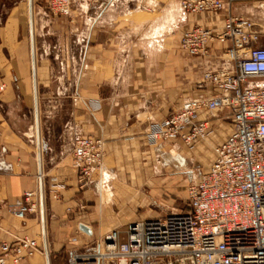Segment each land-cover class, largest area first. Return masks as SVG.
I'll return each instance as SVG.
<instances>
[{"label": "crops", "instance_id": "1", "mask_svg": "<svg viewBox=\"0 0 264 264\" xmlns=\"http://www.w3.org/2000/svg\"><path fill=\"white\" fill-rule=\"evenodd\" d=\"M47 2L33 0L42 180L50 264H66V252L113 231L97 230L145 186L158 197L176 195L159 193H175L184 174L189 187L206 169L203 145L153 142L151 132L184 102L213 94L211 87L198 88L205 72L233 65L216 44L206 57L181 48L185 31L196 24L220 29L225 12L189 14L181 0H73L71 17L64 18L51 14ZM230 11L264 28V0H235ZM31 88L29 0H0V244L39 242L34 255L9 264H47L40 201L39 211L24 219L11 212L24 204L26 192L39 194L40 188ZM200 117L212 122L216 138L230 134L229 110ZM81 136L103 138L106 146L105 170L95 171L84 190L73 164ZM159 206L171 210L165 215L186 212Z\"/></svg>", "mask_w": 264, "mask_h": 264}, {"label": "built area", "instance_id": "2", "mask_svg": "<svg viewBox=\"0 0 264 264\" xmlns=\"http://www.w3.org/2000/svg\"><path fill=\"white\" fill-rule=\"evenodd\" d=\"M234 2L181 0L189 14L225 12L220 29L196 24L185 31L182 50L206 57L216 44L233 67L205 72L198 88L211 87L213 94L184 102L151 132L153 142L175 140L187 148L216 141L208 167L188 187L189 210L133 221L124 235L113 230L73 252L71 264H264V28L233 15ZM72 6L73 0L47 2L51 14L64 18L71 17ZM222 109L232 118L230 134L220 140L200 113ZM105 150L103 138H77L73 164L81 190L90 186L95 171L105 170ZM38 211L37 192H26L24 204L11 210L20 219ZM38 250L36 239L2 243L0 264L20 262Z\"/></svg>", "mask_w": 264, "mask_h": 264}, {"label": "rangeland", "instance_id": "3", "mask_svg": "<svg viewBox=\"0 0 264 264\" xmlns=\"http://www.w3.org/2000/svg\"><path fill=\"white\" fill-rule=\"evenodd\" d=\"M147 16H154V15L149 14ZM29 29H30V24H29ZM34 38H35V35H34ZM43 91L44 90L41 89V92H43ZM30 104L32 105V108H33L32 88H31V92H30ZM173 113L174 112L170 113L169 115H171ZM40 123H41V117H40ZM33 124H34V114L32 112V125ZM40 131H41V125H40ZM205 145H203L204 146V154L203 155L205 156V159H207V160H205L206 164L204 165L207 168L209 165V161H210L211 148H208V146L207 145L205 146ZM200 169H202V167H200ZM183 177H184L183 182L177 183L178 188H177V191H175V193H173V192L171 193V192H169L168 189H164V188H162L161 193H159V194H176V195H171V196L164 195L163 197H160V196L158 197L156 195H152V194H158V193L153 192L154 189L149 190V188L147 186H145V188L142 190V192H144V194L136 195L131 200V202H129L127 204L128 206L125 207L124 209H122L120 211V213H118V214L114 213V214L109 215L108 222L102 223V228L97 230V231L98 232L102 231V234H106L107 232H109L110 230L113 229V230H119L122 233V235H124L126 228H127L129 223H131L133 221L162 217L167 212L171 211L167 207L159 206V204H165L166 206H168V204H171L172 207L177 208V210H172V212H179L180 213L182 210L187 211L189 209V207H188L189 201L187 199V190H188L189 182L186 178V174H184ZM92 241H94V239ZM92 243L88 244V246L91 245ZM86 247L87 246H80L78 248H73V249L69 250L68 252H66L65 253L66 264H68L67 259L68 258L70 259L71 254L73 252L82 251Z\"/></svg>", "mask_w": 264, "mask_h": 264}, {"label": "water", "instance_id": "4", "mask_svg": "<svg viewBox=\"0 0 264 264\" xmlns=\"http://www.w3.org/2000/svg\"><path fill=\"white\" fill-rule=\"evenodd\" d=\"M29 23H30V42H31V60H32V79H33V91H34V114H35V125H36V142H37V158L39 164V177H40V188H39V201H40V215H41V226H42V239L44 251L47 259V264H50L48 240H47V229L45 220V200H44V188L42 180V150L45 149V144L41 139L40 131V114H39V102H38V86H37V72H36V50H35V38L33 32V0H29ZM80 229L86 233L91 234V229L81 224Z\"/></svg>", "mask_w": 264, "mask_h": 264}, {"label": "bare ground", "instance_id": "5", "mask_svg": "<svg viewBox=\"0 0 264 264\" xmlns=\"http://www.w3.org/2000/svg\"><path fill=\"white\" fill-rule=\"evenodd\" d=\"M30 24V23H29ZM33 32H34V20H33ZM34 90V89H33ZM34 93V91H33ZM35 115V114H34ZM35 128H36V125H35Z\"/></svg>", "mask_w": 264, "mask_h": 264}]
</instances>
